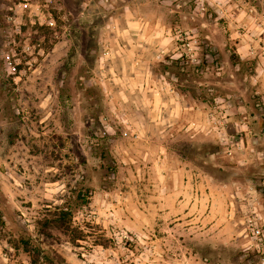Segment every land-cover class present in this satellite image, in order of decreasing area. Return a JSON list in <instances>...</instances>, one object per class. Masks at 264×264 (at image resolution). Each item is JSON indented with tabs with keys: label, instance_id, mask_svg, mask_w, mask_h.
Returning a JSON list of instances; mask_svg holds the SVG:
<instances>
[{
	"label": "rangeland",
	"instance_id": "obj_1",
	"mask_svg": "<svg viewBox=\"0 0 264 264\" xmlns=\"http://www.w3.org/2000/svg\"><path fill=\"white\" fill-rule=\"evenodd\" d=\"M227 1L0 0V264H264V0Z\"/></svg>",
	"mask_w": 264,
	"mask_h": 264
},
{
	"label": "crops",
	"instance_id": "obj_2",
	"mask_svg": "<svg viewBox=\"0 0 264 264\" xmlns=\"http://www.w3.org/2000/svg\"><path fill=\"white\" fill-rule=\"evenodd\" d=\"M227 0H208V3L210 5H212L213 7L216 8V10H220L223 11V8H227ZM240 18V16L238 17ZM241 25V21H237L236 26ZM239 33V32H238ZM248 43L250 44L251 42L248 40H246V38H242L239 39L236 45V50L238 52V58L239 60H244L247 58H250L252 56V52L248 50ZM261 61L263 62L262 64L264 65V56H262ZM224 104H222L221 106H223Z\"/></svg>",
	"mask_w": 264,
	"mask_h": 264
},
{
	"label": "built area",
	"instance_id": "obj_3",
	"mask_svg": "<svg viewBox=\"0 0 264 264\" xmlns=\"http://www.w3.org/2000/svg\"><path fill=\"white\" fill-rule=\"evenodd\" d=\"M179 40H183L184 43V52L182 54H180V56H184L187 60H189L190 62H196L198 61V57H197V45L195 43L194 40H190V38L186 35H182L181 33H179ZM254 216L248 217L247 221L249 223V225L252 224V220H253Z\"/></svg>",
	"mask_w": 264,
	"mask_h": 264
},
{
	"label": "trees",
	"instance_id": "obj_4",
	"mask_svg": "<svg viewBox=\"0 0 264 264\" xmlns=\"http://www.w3.org/2000/svg\"><path fill=\"white\" fill-rule=\"evenodd\" d=\"M61 214H62V217L65 218L66 214H68V211L67 210L63 211Z\"/></svg>",
	"mask_w": 264,
	"mask_h": 264
}]
</instances>
